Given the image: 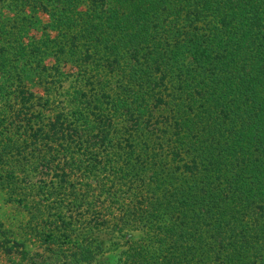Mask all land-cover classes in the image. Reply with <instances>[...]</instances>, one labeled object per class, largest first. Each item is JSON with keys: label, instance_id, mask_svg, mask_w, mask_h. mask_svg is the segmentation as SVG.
Wrapping results in <instances>:
<instances>
[{"label": "trees", "instance_id": "obj_1", "mask_svg": "<svg viewBox=\"0 0 264 264\" xmlns=\"http://www.w3.org/2000/svg\"><path fill=\"white\" fill-rule=\"evenodd\" d=\"M0 189L78 259L264 264V0H0Z\"/></svg>", "mask_w": 264, "mask_h": 264}, {"label": "rangeland", "instance_id": "obj_2", "mask_svg": "<svg viewBox=\"0 0 264 264\" xmlns=\"http://www.w3.org/2000/svg\"><path fill=\"white\" fill-rule=\"evenodd\" d=\"M31 84L32 83H30L29 86ZM69 84L70 82L68 81L63 82L62 88L57 86L55 91L51 94L52 98H55L56 100L54 103L55 106H57L59 93H62L68 89L67 87ZM33 91L36 95H40L41 97L44 96L43 90L38 87H35ZM60 97L65 100L63 95ZM66 112L67 111L64 110V113ZM88 112H92L93 117L97 115L90 108H88ZM51 114L52 112H46L48 117ZM95 132L96 130L94 133ZM36 146L39 147L38 144ZM51 146L56 147L55 144H51ZM46 151L48 150L41 149L40 153L44 154L45 156L44 152ZM41 169V166H39L37 169H33L34 171L29 169V172L32 174L28 176V181L32 186H27L26 194L29 200L28 202H30L31 198L40 194L41 190H39V188L43 185V180L49 183L48 185H50V188L52 187L53 183H56L55 179H50L52 177L51 173L48 171L47 173L45 170L40 171ZM97 181L98 179L93 180L92 183H95L96 185ZM20 192L22 193V190ZM16 195L20 194L17 193ZM95 198L96 195H91L86 199L95 202ZM48 200L51 201L52 198ZM100 200H97L96 203H94L92 207L93 210L95 212H99L101 214V218L104 219L106 217L112 220L110 215L111 210ZM42 202L45 204V199H42ZM45 210L46 212H49V210L44 208V211ZM28 211L29 210L26 211L24 209H18L16 206L9 203L7 201V195L0 189V237H5L8 248H10V246L12 247L10 252H5V243H2V245L0 243V264H128L124 257L125 255L119 252V248H124V242L126 239L132 237L138 239V237H143L145 233L140 229H128V232L124 233V239V236L120 235L117 229H113L114 225H112V223H110L108 228H101L100 230L96 231L95 228L91 230L87 229L85 231L87 239H95L99 246L104 249V252H92L93 257L91 259L82 260L78 259L79 255L75 256L80 252H71L68 249L66 250V244L63 245L61 240L56 238L60 233L57 231V228L54 224L50 223L48 220L49 223L36 225V221L30 218ZM39 217L40 215L38 214V218ZM244 225L245 230H248V228L253 225L252 218H246ZM48 235H50L55 241H47L46 237ZM70 237L77 238L74 233H71ZM61 249L64 250V252Z\"/></svg>", "mask_w": 264, "mask_h": 264}, {"label": "crops", "instance_id": "obj_3", "mask_svg": "<svg viewBox=\"0 0 264 264\" xmlns=\"http://www.w3.org/2000/svg\"><path fill=\"white\" fill-rule=\"evenodd\" d=\"M44 19V18H43Z\"/></svg>", "mask_w": 264, "mask_h": 264}]
</instances>
